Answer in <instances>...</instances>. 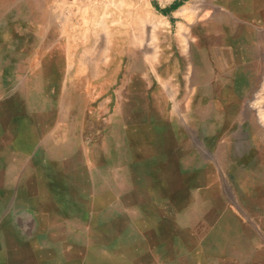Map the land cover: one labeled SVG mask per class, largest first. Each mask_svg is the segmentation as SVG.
Here are the masks:
<instances>
[{"label":"crops","instance_id":"obj_1","mask_svg":"<svg viewBox=\"0 0 264 264\" xmlns=\"http://www.w3.org/2000/svg\"><path fill=\"white\" fill-rule=\"evenodd\" d=\"M189 1L156 0L154 9L170 25L177 11L184 15ZM0 2L4 7L5 0ZM65 2L69 4L50 0L52 6ZM175 2L180 5L172 9ZM5 14L0 13V21L9 22ZM71 18L48 12L24 17L35 22L34 31L13 51L9 27L0 25V264L139 261V253L123 254L116 234L107 232L101 242H92L89 233L75 235L74 111L69 99L64 104L48 88L74 85V48L64 27L62 34L53 31V24L43 31V22ZM217 20L226 36L222 50L230 57L211 67L216 72L210 90L198 86L193 98L189 95L186 102H194V109L182 111L185 117L211 119L210 133L194 144L187 139L179 143L191 156L180 155L179 184L168 189L172 215L154 224L163 231L150 250L156 264H264V123L259 120V106L264 113V64L235 57L243 49L233 39L234 11L224 8ZM57 51L70 54L61 63L66 71L61 81L52 73L60 69L52 62ZM258 90L263 105L257 101V108L252 101ZM124 171L123 162L115 161L104 196L138 197ZM135 207L130 206V213ZM103 227L110 230V221Z\"/></svg>","mask_w":264,"mask_h":264},{"label":"rangeland","instance_id":"obj_2","mask_svg":"<svg viewBox=\"0 0 264 264\" xmlns=\"http://www.w3.org/2000/svg\"><path fill=\"white\" fill-rule=\"evenodd\" d=\"M154 3L69 0L68 5L52 6L50 0H5L3 7L0 2V13L10 15V21L0 25L9 27L12 51L34 31L35 22L24 17L42 12L72 17L68 22H43V31L53 24V31L62 34L64 27L74 48V85L48 88L64 104L69 99L74 111L75 235L89 233L92 242H101L107 232L116 234L123 254L139 253V261L122 264H156L150 250L161 241L163 231L154 224L172 215L168 189L179 184V157L187 153L179 143L187 139L194 144L210 133L211 119L185 117L182 111L194 109V102H186L189 95L193 98L198 86L210 90L216 72L211 67L230 57L222 50L226 36L218 27L219 11L226 7L234 11L233 39L243 49L235 57L264 64V0H191L184 15L177 11L170 25ZM66 58L70 54H52V62L60 65L52 70L59 81L66 75L61 69ZM260 73L262 83L263 69ZM262 91H257L253 105L258 106ZM68 137L70 141V127ZM199 154L205 151L199 149ZM115 161L123 162L138 197L104 196ZM127 185L130 182L124 183V190ZM65 200L70 209L72 199ZM131 205H136L135 213H130ZM107 221L112 228L101 229ZM80 250L76 248V253H83Z\"/></svg>","mask_w":264,"mask_h":264},{"label":"bare ground","instance_id":"obj_3","mask_svg":"<svg viewBox=\"0 0 264 264\" xmlns=\"http://www.w3.org/2000/svg\"><path fill=\"white\" fill-rule=\"evenodd\" d=\"M83 69V68H82ZM264 85V84H263ZM263 90V89H262ZM258 94H259V92H258ZM257 95V94H256ZM258 98H260L261 96H257ZM256 99V98H255ZM263 99V98H262ZM258 100V102H259V99H256V101ZM255 101V102H256ZM262 101V100H261ZM264 103V102H263ZM259 104H261V105H263L262 104V102L260 103L259 102ZM255 106H257V105H255ZM259 112H260V116H262V118H259V120L261 119L262 120V122L264 123V113H263V110L262 109H260V106H259ZM257 117H259V116H257Z\"/></svg>","mask_w":264,"mask_h":264},{"label":"trees","instance_id":"obj_4","mask_svg":"<svg viewBox=\"0 0 264 264\" xmlns=\"http://www.w3.org/2000/svg\"><path fill=\"white\" fill-rule=\"evenodd\" d=\"M183 1H185V0H183ZM179 5H180V2H175V3L171 6V8H172V9L177 8Z\"/></svg>","mask_w":264,"mask_h":264}]
</instances>
